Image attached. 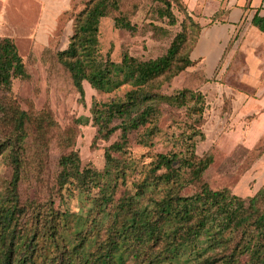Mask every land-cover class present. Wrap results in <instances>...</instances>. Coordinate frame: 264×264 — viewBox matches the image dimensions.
<instances>
[{"label": "trees", "instance_id": "trees-1", "mask_svg": "<svg viewBox=\"0 0 264 264\" xmlns=\"http://www.w3.org/2000/svg\"><path fill=\"white\" fill-rule=\"evenodd\" d=\"M155 1L162 4L160 15L171 25L179 22L175 9L185 15L181 30L164 54L142 59L127 49L119 62L110 52L102 55L99 33L103 17L111 16L117 28L131 33L138 30L131 18L137 5L132 6V12L124 10L123 0H85L75 13L67 47L55 53L81 100L84 82L104 93L131 87L123 98L94 101L91 108L94 141H109L119 133L105 150L107 164L118 171L125 160L115 154H127L134 132L140 143L150 145L159 131L163 106L186 107L196 115L194 122L202 120L205 97L200 87L211 78L204 68L190 70L201 62L192 58V52L206 27L227 23V7H220L204 24L194 18L183 0ZM252 25L264 32V16L259 11ZM183 72L191 74L195 87H183L174 94L163 92L164 85ZM29 77L16 41L0 35V115L9 125L3 127L6 138L0 142V155L7 153L13 167L12 179L0 199V264H264V187L248 198L229 188L212 189L205 174L214 157L209 152L196 154L194 139L198 135L206 138L196 123L186 137L184 152L158 153L143 168L136 190L123 189L118 199L111 191L105 194L103 172L81 166L78 151L63 154L59 188L79 189L83 195L92 183L103 194L95 197L88 216L56 210L53 200L22 204L19 184L31 149L30 130L43 135L57 126L49 109L30 112L13 96L14 80ZM63 139L74 144L72 134ZM40 152L37 150V161ZM189 183L196 187L195 194L182 195ZM151 188H163L162 195L157 196ZM106 202L111 204L106 206Z\"/></svg>", "mask_w": 264, "mask_h": 264}, {"label": "rangeland", "instance_id": "rangeland-1", "mask_svg": "<svg viewBox=\"0 0 264 264\" xmlns=\"http://www.w3.org/2000/svg\"><path fill=\"white\" fill-rule=\"evenodd\" d=\"M26 1L0 0V35L12 36L30 71L28 79L14 80L13 96L22 109L30 112L49 109L57 126L43 135H39L34 128L30 130L28 141L31 149L27 153L19 184L22 204L32 201L44 204L53 200L56 210L80 212L84 217L88 216L94 207L95 197L103 194L100 193V187L92 183L91 190L83 195L79 189H74V192L61 190L58 174L63 154L72 149L78 151L81 166L103 172L105 194L109 195L111 191L112 197L118 199L123 189L127 188L131 192L136 190V184L143 177V168L158 153L184 152L186 137L195 123L206 137L202 140L198 135L194 139L196 154L203 156L209 152L214 157L205 174V180L212 189L229 188L232 193L248 198L264 187V63L251 61L248 56L249 43L243 41L249 25L246 21L238 38L230 42L228 48L226 40L221 44L223 51L226 48L227 51L225 54L223 52L222 61L208 72L211 80L200 87L205 97L202 120L194 122L196 115H191L186 107L163 106L159 131L152 137L151 144L140 143L138 133L134 132L127 154H115L117 158L125 160L122 171H118L107 164L105 150L118 138L119 133L109 141H94L96 126L93 124L91 108L94 101L123 98L131 87L123 86L119 90L104 93L84 82L85 96L81 100L68 72L55 56L58 50L67 47L74 30L75 13L84 7L85 0H50L51 9H55L57 14L51 13L52 19L45 30L41 19L45 12L41 16V11L32 6L30 15L24 19L25 11L20 8L25 7ZM228 1L183 0L194 18L204 24L210 22L209 17L220 7H227ZM134 4L137 9L131 18L138 26L136 33L115 27L111 16L103 17L100 22L99 50L103 56L110 52L116 62L121 60L127 49L142 59L164 54L181 30L180 23L185 17L175 9L179 22L171 25L168 18L160 15L162 4L155 0H123V9L132 12ZM1 12L8 15L5 21ZM41 29L43 32L40 34ZM46 45L49 47L45 50ZM259 52L264 56V49ZM200 63L190 70L202 68ZM194 83L191 74L183 72L172 82L166 83L163 92L174 94L183 87L194 88ZM3 127L9 128V125L2 121L0 115V142L6 138ZM70 134L74 136L73 145L63 139ZM37 150H41L39 161L36 158ZM12 175L13 167L7 153L0 155V199L6 193ZM149 190L157 196L163 192V188ZM195 192L196 187L189 183L182 195L191 196ZM110 204L106 202V206Z\"/></svg>", "mask_w": 264, "mask_h": 264}, {"label": "crops", "instance_id": "crops-1", "mask_svg": "<svg viewBox=\"0 0 264 264\" xmlns=\"http://www.w3.org/2000/svg\"><path fill=\"white\" fill-rule=\"evenodd\" d=\"M49 1L50 0H27L25 7L20 8L25 11L23 14V16H25L24 19H26L27 15H30L29 10L32 6L35 10L41 11V16L43 12H45L41 18L43 21L42 28L45 30L48 21L52 19L50 16L51 13L52 15L57 14L55 9H51ZM246 5H249V8L245 9ZM226 6L227 12L224 15V19L227 23H217L206 27L201 34L197 47L192 52V58L200 60L202 68H204L207 73L212 71L222 58L224 49H222L221 44L225 40L226 43H228L233 37L239 34L245 21L249 24L244 32L246 40L245 37L243 38V41H248L249 43L248 46L250 47V51H248V56L251 61L255 60L264 63V56L262 52H259L261 49H264V32L252 25V19L257 11H259L261 16H264V0H229ZM1 13L3 15V21H5L8 15H5L6 13L4 12ZM42 32L43 29H41L40 34ZM6 36L12 37L10 35ZM43 39L44 37H42V40ZM42 42L45 43L44 40Z\"/></svg>", "mask_w": 264, "mask_h": 264}]
</instances>
